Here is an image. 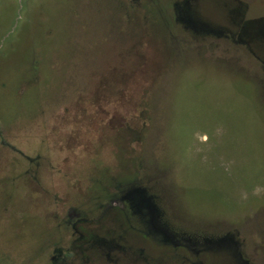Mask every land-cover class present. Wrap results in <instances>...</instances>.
I'll return each mask as SVG.
<instances>
[{
  "label": "rangeland",
  "instance_id": "obj_1",
  "mask_svg": "<svg viewBox=\"0 0 264 264\" xmlns=\"http://www.w3.org/2000/svg\"><path fill=\"white\" fill-rule=\"evenodd\" d=\"M0 264H264V0H0Z\"/></svg>",
  "mask_w": 264,
  "mask_h": 264
}]
</instances>
